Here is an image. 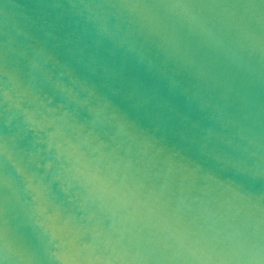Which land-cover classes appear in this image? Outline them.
Masks as SVG:
<instances>
[{
  "label": "water",
  "instance_id": "95a60500",
  "mask_svg": "<svg viewBox=\"0 0 264 264\" xmlns=\"http://www.w3.org/2000/svg\"><path fill=\"white\" fill-rule=\"evenodd\" d=\"M0 264H264V0H0Z\"/></svg>",
  "mask_w": 264,
  "mask_h": 264
}]
</instances>
